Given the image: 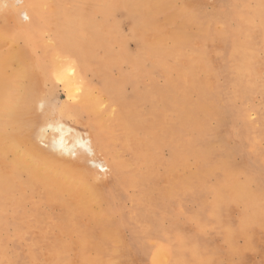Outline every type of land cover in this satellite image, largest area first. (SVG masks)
<instances>
[{
  "label": "bare ground",
  "instance_id": "obj_1",
  "mask_svg": "<svg viewBox=\"0 0 264 264\" xmlns=\"http://www.w3.org/2000/svg\"><path fill=\"white\" fill-rule=\"evenodd\" d=\"M197 1L0 0V205L16 203V218L19 221H23L22 218L28 214H34L33 228L48 230L47 234H41L37 239L30 238L35 246L41 245L45 249L48 245V254L44 255V251L39 254L38 259L42 264H119V254L113 259L106 258L107 254L104 256L103 252L91 256L88 254L90 248L97 251L102 248V241H96L94 233L99 232L101 238H108L117 230L110 227L109 217L118 208L113 202L120 199L118 188L126 187L142 194V203L132 210L134 215L147 223L148 234L154 229L153 218L158 216L155 211L156 198L174 192L170 195L171 199L179 201L196 178L204 179L209 175L215 177L214 172L218 168L222 173L214 179L212 200L216 204L229 200L233 205H250L249 211L243 210L238 216V226L225 223L230 247L234 244L233 236L239 233L244 237L245 244L244 247H236L234 244L236 251L258 248L254 232L249 230L255 225L264 227V203L259 200L258 193L261 189V183L257 180L259 172H253L250 167L244 170L240 168L241 165L236 166L231 161L229 148L222 157L213 156V152L210 153L213 149L210 141L215 139L212 142L217 144L218 130L225 120L235 121L239 118L234 116L235 111L231 116L226 108L225 102L229 100L225 101V96L222 97V87H234L236 94L239 91L242 93L244 87H256L258 91L260 89L264 92V81L254 84L260 67L255 57L262 51L258 38L264 44V0H246L233 14L225 17L212 9L214 13L205 16V20L202 19L204 13H201ZM164 8H170V11L165 13ZM20 14L27 18L26 22L21 21ZM49 18L53 19L55 26L49 39L44 41L40 37L41 21ZM8 19L16 20L17 36L24 42L23 47L8 50V43L15 36L8 27ZM121 19L130 21L131 37L137 43L134 53L129 56L122 55L125 49L118 33ZM217 23L220 26L215 28ZM111 29V39L122 43L118 59L122 58L133 69L130 73L133 75L126 77L133 86L132 96L124 100L125 103L122 102V87H90L83 75L85 70L98 71L105 61V56H95L94 53L99 45L109 53L106 33ZM208 37L231 40L233 44L229 57L232 61L229 60L232 76L222 80L223 83L216 85L215 90L211 85L216 82L218 67H215L213 57L207 52ZM41 43L43 48L39 47ZM226 48L230 49L228 45ZM66 51L77 52L83 58L74 61L68 56L64 57ZM222 54L226 56L224 52ZM232 56L237 64L233 63ZM143 60L150 61L151 69L143 74L134 73ZM229 62L226 66H229ZM155 71L163 75L162 85L152 82L148 86L138 87L143 75L152 76ZM172 71L175 72L174 77L169 75ZM56 81L63 83L70 96L71 106L52 105L49 95L40 88L44 82ZM116 82L115 85L118 84ZM103 94L107 95L106 100H103ZM114 100H118L116 109L112 107ZM66 113L72 114V121H69ZM85 113L86 118H82ZM102 113L105 117L101 116ZM211 117L216 119V127L209 126L208 118ZM259 120H264V113ZM244 128L239 127L235 131L230 128L229 132L239 143L248 135L245 133L248 130ZM110 138L121 141L123 150L131 155L129 163H120L114 153L110 155L106 146V139ZM165 146L169 147L167 159L160 156ZM156 191L158 197L150 200ZM23 196L27 200L36 197L28 212L23 209ZM102 202H112L114 207L110 211H101ZM40 203L49 205L51 209L58 207L62 211L59 218L48 214V228H43L46 216L37 209ZM76 215L78 218L87 216L86 219H93L95 223L92 224L96 226L91 230L78 231V225H74ZM64 216L69 217L71 222L75 217L74 226ZM97 219L102 220L101 224ZM1 223L0 217V227ZM29 228L30 225L20 229L24 236ZM62 233L76 235L74 241L63 248V242L60 247L57 245ZM131 242L133 244V240ZM72 244L80 247V252L75 256L69 252ZM183 246L185 249L193 248L188 243ZM197 249L199 251L200 247ZM28 251L30 257L35 259L36 250L29 248ZM167 255L158 254V261L165 262ZM199 256L186 260L183 252L172 251L170 261L174 264H209V257ZM26 261L29 262V259Z\"/></svg>",
  "mask_w": 264,
  "mask_h": 264
},
{
  "label": "rangeland",
  "instance_id": "obj_2",
  "mask_svg": "<svg viewBox=\"0 0 264 264\" xmlns=\"http://www.w3.org/2000/svg\"><path fill=\"white\" fill-rule=\"evenodd\" d=\"M198 1H197V5H198V7L201 8L200 9L201 13L202 14L204 13L202 15L204 18L202 17V19L205 20L207 18L205 16H209V15L214 13L213 10L215 11V13L221 14L222 15L221 17H225L228 14H233L236 11V9L238 8V6L243 4L246 0H220V1L219 0H209V1L208 0H198ZM204 1H205V3L203 4ZM209 4H211V5H209ZM164 9H165L164 10L165 13L170 11V8L169 9L164 8ZM221 9H223V10H221ZM226 11H228V12H226ZM163 14L164 13L159 14V16L161 17ZM20 19L22 22L27 21V18H25L23 16V14H20ZM98 19H100V17H98ZM220 20L223 21L224 19L221 18ZM15 21L16 20L8 19V27L11 29V32L15 33V36L12 39V41L8 43V50H10L11 48L23 47L25 45L24 42L21 40V38L17 36L18 26L15 23ZM17 22H19V21H17ZM41 22H43V23L41 25L42 36H40V37L44 41H46L51 36L55 25L53 23L52 18H49L48 20H45V21L42 20ZM0 23H2L1 19H0ZM217 24L214 25V27L216 26L215 28H218L220 26V23H217ZM192 30L195 32L194 27L192 28ZM118 33H119V37L123 41L124 49H125V53H122V55L123 56H129L128 54L134 53L136 46H137V43L131 37L130 21L129 20H124V19L120 20L119 27H118ZM112 34H113L112 29L107 31V33H106V38L109 40V42H108L109 53H107V50H104L102 45L97 46L95 49V53H94L95 56L96 55L105 56V61H103L101 63L99 70L98 71L94 70L95 72L90 71V70H85L83 72V75L85 76L86 81L88 82L90 87H96V86H101V85H104L106 87L107 86L108 87H122V95L121 96L123 98L122 99V102H123L124 100H127V99L131 98V96H132L131 89L133 86L130 82H128L127 78H129L130 76L133 75V74H130L131 72H133V69L130 68L131 66L127 62L122 61V58L118 59V56L121 54L120 48H121L122 43H120L117 39H114V38L111 39L110 36H112ZM210 38L208 37V41H207L208 42L207 48L209 47L207 49L208 50L207 52H209V55L213 57V64L215 65V67L216 68L218 67L217 73H216V78H215L216 82L211 85V88L212 89L214 88L213 90H215L216 85L219 86L221 83H223V82H221L222 80L224 81L225 78L228 79V78H231V76H232V71H231L232 69H229L230 64H231L230 62H232V61H231V58H229V57L232 53L231 45L233 46V44L231 43V40H227V39L217 40L218 38H216V37L215 38L213 37L212 39H210ZM219 41H222L224 43L226 41H228L226 43H228L227 45H228V47H230V49L226 48V46H227L226 43L224 46V43L222 44ZM258 44L262 45V47H261L262 51L260 50V52L258 53L260 55L257 54L258 57H255V58H257L256 59L257 62L260 63L258 65V67L259 66L260 67L258 69V74H257L256 78L254 79V84H257L258 82L260 83V82L264 81V65H263L264 64V56H263L264 55V52H263L264 51V44H262L260 42L259 38H258ZM42 46H44V45H42V43H41V45L39 47L41 48ZM224 47L226 50L224 49ZM210 49H212V50L210 51ZM221 51H223L226 56H224L222 54L223 52H221ZM63 56L64 57L68 56L74 61H76L80 58H83V57L79 56L77 54V52H74V51H66V52H64ZM254 56H256V55H254ZM224 58H225V60H223ZM218 59H220V60H218ZM229 60H230V62H229ZM224 61H226V62H224ZM228 62H229V66L227 65L228 66L227 67L226 64H228ZM233 63L237 64L235 57H233ZM216 64H217V66H216ZM222 64H224V66ZM219 65H221V66L219 67ZM149 69H151L150 61L143 60L140 67L134 73H136V74L142 73L143 74L144 72H147ZM169 75L174 77L175 72L172 71V72H170ZM257 77H258V79H257ZM115 81L118 82L117 85L114 84ZM163 81H164L163 75L160 74L159 72L155 71L152 76H149L148 74L143 75L140 78V81L138 83V85H139L138 87L148 86L152 82L155 84H158V85H162ZM40 88L49 95L48 99L52 105H54L56 107H60L62 105L63 106H69L70 105V103H69V102H71L70 96H68L66 88L64 87V85L61 81H56V82H52V83L44 82L42 87H40ZM233 88L234 87H232V88L229 87V85L226 87V85H225V87L221 88L222 89L221 95H222V97L225 96L224 97V99L226 98L225 101L229 100V101L225 102V104H227L225 106L229 110V113H231L230 115L232 116V113L234 114V111H235L234 116L235 117L238 116L239 118H237L235 121H231V120H225L224 121V124L218 130L219 131V133H218L219 139H217L218 140L217 144L216 143L213 144V142H212L213 140L215 141V139H212L210 141L211 142L210 147H213V149L210 151V153L212 154V152H213V156L217 155L218 157H222L230 149L231 151L229 153L231 156V161L236 166L241 165L240 168H242L244 170H247L250 167L249 169H251L252 171L254 170L255 173L259 172V173H257V175L258 174L259 175L258 176L256 175L258 182L261 183L260 184L261 189L258 188L259 189L258 190L259 200L262 203H264V155H261L262 153H264V120H262L261 122L259 120L260 115L262 113H264V94H263L264 92L261 91L260 89L258 91L256 87H255L256 89L254 87H247V88L244 87L242 93L239 91V93L236 94L235 88L234 89ZM115 89H118V88H115ZM244 91H245V93H244ZM246 91H248V92H246ZM233 93H235V94L233 95ZM211 96H213V95H211ZM247 98H249V99H247ZM106 99H107V95L103 94V100H106ZM229 102H230V104H229ZM123 103H125V102H123ZM117 105H118V100H114L112 102V107L116 109ZM236 113H238V114H236ZM65 115L69 119V121H72V114L71 113L70 114L66 113ZM86 116H87L86 113L82 114V118H86ZM101 116L105 117V114L102 113ZM229 117H228V119H229ZM208 119H209L208 120L209 126L210 127H216V125L214 123V122H216V119L212 118V117L208 118ZM248 119H250L251 121ZM249 121H250V123H249ZM238 123H239V125H238ZM259 123H261V125ZM244 126H245V128H244ZM239 127H242L244 129L248 130V131L246 130L247 132H245L246 134L248 133V135H246V139L242 143L237 142L238 139L235 138V136H233L231 134V132H229V131H231L232 128L235 131V129L237 130ZM246 127H250V129L246 128ZM252 128H253V130H251ZM256 129H258V130H256ZM254 130H255V132H254ZM256 133H257V135H256ZM262 133H263V135H262ZM225 135H226V137H225ZM257 136H258V138H257ZM208 143H209V141L207 142V145H208ZM228 144H229V146H228ZM212 145H214V146H212ZM106 146L108 147L110 155L114 153L116 155V159L120 163L127 164L131 161V159H132L131 155H129V153L127 151L123 150L122 143L120 140L115 139V138H112V139L110 138L109 140L106 139ZM216 146H218V147H216ZM237 146H238V149H237ZM227 148H229V149H227ZM240 149H241V151H240ZM229 153H228V155H229ZM160 156L163 159L168 158V156H169V147L168 146H165L161 150ZM190 165H191V167H193L191 161H190ZM217 170L214 172L215 177H217L219 174L222 173L220 169L218 171ZM261 175H262V177H261ZM215 177H213V175H209L204 179L203 178H196L194 180V182H192V184H190V185H192V187H190V189L188 188V191L185 193V195L183 197L182 196L180 197L182 199H180V198L178 199L180 202L171 199L172 197H170V195H173L174 192L173 193L168 192L165 196H159L160 198L157 195L158 191L154 192L152 194L153 196L150 197V200L155 199V197H158V198H156V205H155V211H157L158 216L153 218L152 227H154V229H152L150 231V233H148V234L146 231V226H147L146 224L147 223H144V221L141 217L134 215L135 214L134 210H132V209L138 208L140 206V203H142V200L144 199L142 194L141 193L138 194L136 192H133V190L130 191L129 188H126V187L118 188L117 194H118V198H120V199L113 201L114 203H116L118 208H117V211L114 212L115 214H112L109 217L110 223L112 224V225L110 224V227H113L114 229H117V230H116L115 234L113 233V234H111L110 237H108L109 239L105 238V237L101 238V235L99 234V232L94 233L93 236H95V237H93V238L96 241H99V240L102 241V243H101L102 248L100 250H103V251H100V250L97 251L95 248H90V250H88V254L91 256L97 252H103L104 256L107 254L105 256L106 258H112V259L116 256L118 257V254H119V256H120V263L119 264H121V263L122 264H164V263L165 264H174L173 262L171 263V261H170V253H172V251H174V252L176 251V253L183 252L186 260H193V257H196L197 255L198 256L200 255L199 257H201V258L209 257L208 258L209 264H235V263L236 264H264L263 263L264 227H261L259 225H255V226H252L249 230L250 232L251 231L254 232V235H255L254 241H255V243L257 241L256 245H258V248H256V249L248 248V249H244L242 252L236 251L234 248V244L236 247H244V244H245L244 237L242 235H240L239 233H236L233 236L232 240H233L234 244H232L233 247H230V241L228 240L227 235H226V231H228V228H227L225 223H229L233 226H238L240 224V220H238V218H239L238 216L240 215V213L243 210L249 211L250 205L249 204L233 205L232 202H230L229 200L222 201L221 204H216L217 202L212 200L214 198L213 193H212V187H213L214 182H215L214 181ZM104 178H107V176ZM206 179H208V180H206ZM239 179L242 180L241 177H239ZM196 180H198V181H196ZM186 186H187V184H186ZM99 187H101V185ZM250 187L254 188V187H252V185ZM102 189H104V188L102 187ZM209 192L211 194H209ZM127 195H128V197H127ZM24 199L27 200V198H24V196L22 198L23 209L25 212H28V211H30L31 203L36 200V197L35 196L30 197V200H27V201H25ZM114 203H112V202H108V203L104 202L103 203L102 202V203H100V206L101 205L102 206H101V208L100 207L99 208L101 209V211H104V212L110 211L114 207ZM165 205H166V207H165ZM215 205H216V207L214 208ZM219 205H220V208L218 209L217 206H219ZM227 207H229V208H227ZM162 208H163V210L160 211ZM224 208H227V209H224ZM37 209L43 215L46 216V224L43 228H48L49 221H50L49 215L50 216L56 215L55 217L59 218V216L62 213L61 209H59L58 207H54L53 209H51V207L49 205H45L44 203H40L39 208H37ZM164 209L165 210L167 209L166 210L167 212ZM16 210H17L16 203H13L10 205H8V203L4 204V205H0V217L2 219V223H1V227H0V253H1L0 254V264H26V262H27V264H30V263L31 264H40L41 262L38 259L39 254L42 251H44V255H47L49 250L46 248L48 247V245L45 247V249L42 248L43 246H41V245L35 246L32 244L30 238L32 237L34 239L35 238L37 239L39 236H41V234H47L48 230L41 231L40 229L36 230V228H33L32 218H33L34 214L33 215L28 214V216L22 218L23 221H19L16 218V215H17ZM210 210H211V212H210ZM220 211L222 212V214ZM199 213H202V214H199ZM214 213H215V216H214ZM164 214H166V215H164ZM134 216L137 218V220L135 219ZM219 216H221V217H219ZM64 217L67 219L66 220L67 222H70L71 226L78 225V231H81L82 229L83 230H86V229L91 230L94 226H96V224L93 225L95 223L93 221V219H91V220H89V218L86 219L87 216H82V217L80 216V218H78L76 215L75 217L77 219L74 217L75 218V224H74V218L72 219V222H71L69 217H66V216H64ZM219 218H220V220H219ZM97 220H99V223L101 224L102 220L101 219H97ZM116 220H118L119 222ZM219 221H220V223H219ZM80 223H82V224H80ZM90 223L91 224L93 223V224L91 225ZM28 225H30L31 228L28 229L27 234H25L23 232L25 234V236H24L22 234L23 230L21 231L20 229H26ZM97 226H98V224H97ZM171 227H172V229H171ZM50 230L52 231V228H50ZM174 231H176V232H174ZM181 235H182V237H181ZM195 236H196V240H194ZM60 237L62 239H60ZM60 237H59V241H58L57 245L60 247L61 243L63 242L62 246H61V248H63L70 241L73 242L74 241L73 238L74 237L76 238V235H74V233L71 235L68 233H62V234H60ZM178 237H179V239H178ZM200 238L203 240H201ZM131 239L133 240V244L131 242L132 241ZM258 239L260 241H258ZM174 240H176V241L174 242ZM186 242L188 244L192 245L193 248L190 247V248L185 249L183 245L187 244ZM194 242H195V244H194ZM120 243L122 244L121 247L118 246ZM107 244H109V245L107 246ZM135 244H136V246H135ZM199 247H200V249L198 251L197 248H199ZM202 247H204V248H202ZM29 248H33L36 250L35 251V254L37 255L35 258L36 260L34 259V257L33 258L30 257V254L28 251ZM117 248H119V249H117ZM40 249H41V251H40ZM71 249L72 250L69 251V252H71V256H75L76 254H78L80 252V247L78 244H72ZM124 250H127L128 253H127V251H124ZM108 252L110 253V255ZM160 253H168L167 259L165 262H162V261L159 262L158 261L157 255ZM208 253L210 256L208 255ZM214 253H215V255H214ZM120 254H122V255H120ZM135 255H136V257H135ZM225 255H227V256H225ZM25 257H27V258H25ZM7 258H8V260H7ZM130 258L132 260H130ZM133 258L135 261L133 260ZM28 259H29V262L26 261ZM215 259H218V260H215ZM210 260H211V262H210ZM223 261H224V263H223Z\"/></svg>",
  "mask_w": 264,
  "mask_h": 264
}]
</instances>
